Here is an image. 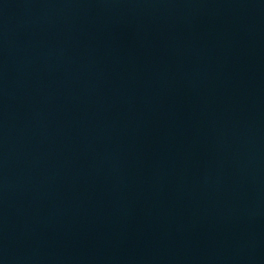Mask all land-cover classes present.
I'll return each instance as SVG.
<instances>
[{"label":"water","instance_id":"water-1","mask_svg":"<svg viewBox=\"0 0 264 264\" xmlns=\"http://www.w3.org/2000/svg\"><path fill=\"white\" fill-rule=\"evenodd\" d=\"M0 264H264V0H0Z\"/></svg>","mask_w":264,"mask_h":264}]
</instances>
